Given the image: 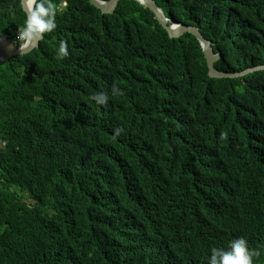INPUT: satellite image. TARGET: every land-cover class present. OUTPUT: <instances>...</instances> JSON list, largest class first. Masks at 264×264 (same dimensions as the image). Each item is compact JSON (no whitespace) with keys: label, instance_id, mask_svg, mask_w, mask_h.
Masks as SVG:
<instances>
[{"label":"trees","instance_id":"16d2710c","mask_svg":"<svg viewBox=\"0 0 264 264\" xmlns=\"http://www.w3.org/2000/svg\"><path fill=\"white\" fill-rule=\"evenodd\" d=\"M20 2L0 0L9 41ZM54 2L56 30L0 64V264H207L236 236L264 264V71L209 78L133 0ZM153 2L217 71L264 66V0Z\"/></svg>","mask_w":264,"mask_h":264},{"label":"clouds","instance_id":"9594fccd","mask_svg":"<svg viewBox=\"0 0 264 264\" xmlns=\"http://www.w3.org/2000/svg\"><path fill=\"white\" fill-rule=\"evenodd\" d=\"M20 3L25 18L16 32V38L10 43L23 52L34 46V43L41 40L45 34L56 30L59 10L54 0H21ZM62 6H67V0L62 2ZM56 55L60 59L69 55L65 41L58 42ZM120 94L122 90L113 83L108 91L96 92L90 96V99L98 105H105L109 101V95ZM119 132L120 129L115 130L116 135H119ZM209 251L207 264H253V259L260 255L259 250L249 248L247 240L242 236H236L224 248H212Z\"/></svg>","mask_w":264,"mask_h":264},{"label":"water","instance_id":"95a60500","mask_svg":"<svg viewBox=\"0 0 264 264\" xmlns=\"http://www.w3.org/2000/svg\"><path fill=\"white\" fill-rule=\"evenodd\" d=\"M139 5L148 9L155 17L157 23L162 27L170 39H178L185 34L192 36L201 47L205 64L207 67V75L211 79H236L244 77L254 72L264 71V66H258L254 68H248L244 71L237 73H224L217 71L214 68V63L219 60V54H214L211 48V43L202 38L199 29L192 26H184L171 19L165 17L163 11L156 7L153 0H133ZM88 2L96 8L100 14H112L118 5L119 0H88ZM22 8V6H21ZM23 11V9H22ZM24 12V11H23ZM174 25V26H173ZM42 40V39H41ZM34 43V46L28 50L20 52L18 48L14 47L10 41L4 38H0V62H3L13 56H21L31 52L33 49L38 48L39 42Z\"/></svg>","mask_w":264,"mask_h":264},{"label":"bare ground","instance_id":"6f19581e","mask_svg":"<svg viewBox=\"0 0 264 264\" xmlns=\"http://www.w3.org/2000/svg\"><path fill=\"white\" fill-rule=\"evenodd\" d=\"M174 26V25H173Z\"/></svg>","mask_w":264,"mask_h":264}]
</instances>
